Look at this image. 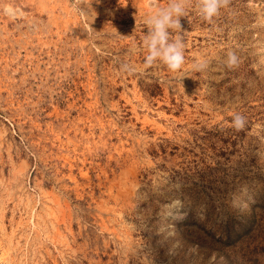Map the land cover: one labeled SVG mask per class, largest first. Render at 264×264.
<instances>
[{"label": "rangeland", "instance_id": "obj_1", "mask_svg": "<svg viewBox=\"0 0 264 264\" xmlns=\"http://www.w3.org/2000/svg\"><path fill=\"white\" fill-rule=\"evenodd\" d=\"M168 3L0 0V264H264V0H186L177 72Z\"/></svg>", "mask_w": 264, "mask_h": 264}, {"label": "clouds", "instance_id": "obj_2", "mask_svg": "<svg viewBox=\"0 0 264 264\" xmlns=\"http://www.w3.org/2000/svg\"><path fill=\"white\" fill-rule=\"evenodd\" d=\"M186 0H169L166 7H156L153 13L148 14L145 25L148 29L143 38V47L147 50L144 64L152 66L157 61L162 62L169 71L177 72L182 69L185 63L184 43L182 38L170 39V31H180L179 18L185 16ZM230 0H198V10L201 17L211 23L214 17L218 16L222 8L228 7ZM239 58L235 52L229 51L226 65L229 69L238 66ZM206 63L203 61L194 65L196 70H203ZM122 71L134 73L135 68L123 64ZM236 131H242L247 124V119L242 114L234 113L231 121Z\"/></svg>", "mask_w": 264, "mask_h": 264}]
</instances>
